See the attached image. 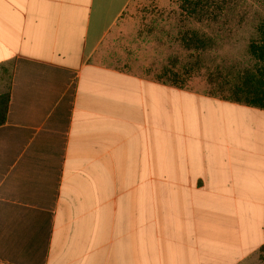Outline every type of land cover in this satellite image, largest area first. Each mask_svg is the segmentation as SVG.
I'll return each instance as SVG.
<instances>
[{"label": "crops", "instance_id": "0c3cea01", "mask_svg": "<svg viewBox=\"0 0 264 264\" xmlns=\"http://www.w3.org/2000/svg\"><path fill=\"white\" fill-rule=\"evenodd\" d=\"M138 1L0 0V264L264 262V110L127 63Z\"/></svg>", "mask_w": 264, "mask_h": 264}, {"label": "rangeland", "instance_id": "374dc122", "mask_svg": "<svg viewBox=\"0 0 264 264\" xmlns=\"http://www.w3.org/2000/svg\"><path fill=\"white\" fill-rule=\"evenodd\" d=\"M182 2L138 1L125 13L126 34L117 47H125L127 63L146 76L181 85L193 81L210 96L231 100L234 85L255 67L248 45L264 22V0H210L198 16L183 11ZM190 31L205 37L204 50L184 49L181 38Z\"/></svg>", "mask_w": 264, "mask_h": 264}, {"label": "trees", "instance_id": "16d2710c", "mask_svg": "<svg viewBox=\"0 0 264 264\" xmlns=\"http://www.w3.org/2000/svg\"><path fill=\"white\" fill-rule=\"evenodd\" d=\"M210 0H184L181 9L189 15H202V6ZM185 5V6H184ZM257 38L248 45V54L255 61V67L242 75L231 90L230 98L235 103L246 104L264 110V22L256 29ZM185 50H204L207 40L195 31L182 35ZM10 95L6 92L0 96V126L6 121ZM261 260L264 261V247L261 248Z\"/></svg>", "mask_w": 264, "mask_h": 264}]
</instances>
